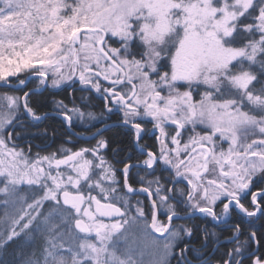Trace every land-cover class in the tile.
Returning <instances> with one entry per match:
<instances>
[{
    "label": "snow or ice",
    "instance_id": "6c2138e0",
    "mask_svg": "<svg viewBox=\"0 0 264 264\" xmlns=\"http://www.w3.org/2000/svg\"><path fill=\"white\" fill-rule=\"evenodd\" d=\"M0 264H264V0H0Z\"/></svg>",
    "mask_w": 264,
    "mask_h": 264
}]
</instances>
